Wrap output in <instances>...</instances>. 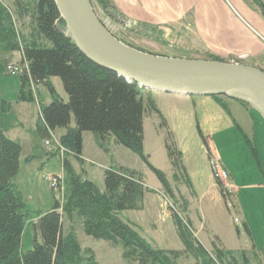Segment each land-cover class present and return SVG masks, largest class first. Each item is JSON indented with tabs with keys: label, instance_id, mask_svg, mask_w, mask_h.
Segmentation results:
<instances>
[{
	"label": "trees",
	"instance_id": "16d2710c",
	"mask_svg": "<svg viewBox=\"0 0 264 264\" xmlns=\"http://www.w3.org/2000/svg\"><path fill=\"white\" fill-rule=\"evenodd\" d=\"M244 1L255 7L264 20V0ZM89 3L91 8L94 3L115 18L111 0H89ZM12 5L10 8L0 1V53L21 55L17 102L36 101L32 88L37 85L48 88L52 100L40 107L36 134L42 141H48L62 132L58 143L66 152L60 156L61 179L56 185V190L62 192L61 201H54L50 211L37 218L32 225L31 250L21 253L24 204L15 196L11 184L19 170L21 148L0 131V264H99L92 250L82 249L71 233H63L64 219L72 220L74 216L81 220L86 237L119 245L122 259L132 264H177L181 255L190 257L195 264H237L238 252L226 250L218 239L211 241L210 250H206L194 236L190 223L174 208L171 218L181 251L150 246L133 226L120 220L119 213L139 211L143 207L145 187L139 173L119 166L109 167L103 172L101 192L82 172L74 169L72 162H82V135L89 133L104 153H108V142L112 140L116 146L138 156L166 194L173 196L165 175L151 166L142 152L144 116L155 113L165 126L155 103L148 94L144 98L145 90L80 54L66 35L53 0H13ZM50 78L60 80L66 102L55 95L48 83ZM203 142L206 145L204 139ZM164 146L171 167L174 171L182 170L180 154L170 137ZM250 150L256 154L253 147ZM207 155L208 158L211 155L209 148ZM215 183L225 199L221 183ZM250 255L253 259L258 257L254 250ZM247 261V257L241 259L242 264Z\"/></svg>",
	"mask_w": 264,
	"mask_h": 264
},
{
	"label": "rangeland",
	"instance_id": "374dc122",
	"mask_svg": "<svg viewBox=\"0 0 264 264\" xmlns=\"http://www.w3.org/2000/svg\"><path fill=\"white\" fill-rule=\"evenodd\" d=\"M0 1L10 8L13 6V0ZM91 4L104 29L114 39L133 50H142L143 52H138L144 54H146L145 52L155 53V51L159 52L156 49L159 46L153 44L152 41L157 40L158 42L159 39L162 44L171 42L163 37H157V39L146 27L143 28L135 23L117 18L111 12L115 17L112 19L96 4ZM16 26L18 29L20 28L17 23ZM193 38V32H184L182 43L188 44ZM173 42L176 43V41ZM198 54H202V56H190H193L192 59L200 58L204 61L217 59L208 51H201ZM177 55L182 56L180 58H185L189 53L188 55L186 53ZM151 56L171 59L166 55ZM0 59H8L0 66V70L4 71L3 74L1 72L0 77L4 75L3 77L6 79L19 84V73L11 74V72L14 67L20 69V54L18 52L0 53ZM234 61L229 64L246 66L241 60L234 59ZM48 83L54 89L55 95L66 102L67 96L60 80L50 78ZM8 88L11 89L9 84L6 85L5 91H8ZM33 91L37 99L32 102L30 108L26 106L29 111L21 115L14 106H11V110L7 111L6 106L3 105L4 111L1 113H4L5 116H0V123L11 128L9 131L1 132L21 148L19 170L11 182L15 196L20 198L24 204L21 253L31 250L32 225L36 222L37 217L49 212L55 198L58 199V202L62 198V192L52 191L50 183L47 182V177L61 175L60 154L55 144L47 147L44 144L45 141L37 136L35 130L40 107L49 104L52 97L48 88L43 85H37ZM26 93H28V89ZM146 93L145 90L144 98ZM149 94L154 95L156 99L154 92L149 91ZM216 98L220 101L213 97H187L188 100L180 98L172 102H157V110L164 120L165 126H162V120L155 113L146 114L143 118V155L147 157L151 166L165 175L173 194L172 197L162 189L147 165L138 156L121 146H116L110 156H104L102 163L95 160L94 162L86 161V170L89 172L88 180L93 182L101 192L104 190L102 178L106 168L119 166L141 175L145 187L142 209L121 212L118 216L120 220L133 226L140 237L154 248L163 251L181 249L171 218L172 208L185 222L189 219L193 227L201 231L197 236L200 244L205 242L206 235H211L212 238L215 236L214 239L218 237L230 249L236 247L237 241L242 246L245 234L240 222L248 219L254 226L255 237L260 239L264 246V142L259 140L258 133L256 135L258 139L253 138L251 134V131H264V122L257 113L239 101L225 97ZM189 99L194 100V106ZM18 117L21 119L19 120ZM16 118L17 121H20L19 124L16 122ZM73 125V119H71V126ZM61 133L57 132L54 135L57 141ZM244 136L251 144L250 147L255 149L257 157L251 152ZM168 137L180 154L183 171L181 169L174 171L169 163L164 146ZM82 141L86 152L94 156V137L89 133H83ZM206 146L211 152L209 158H214L231 177H229V184L233 190L229 199L222 198L218 191L215 183L217 179L211 171ZM63 150V154H65L66 150ZM98 164L104 167H100ZM236 222L239 224L237 225ZM63 233H71L81 248L92 250L95 260L99 264H132L122 259V250L119 245L86 237L82 232L81 220L76 216L72 220L64 219ZM208 250H210L209 246ZM240 254H244V256H240ZM246 257L248 260L246 264H264V257L253 259L252 255L247 252L239 251L236 254L237 264H242L241 259L244 260ZM177 264H195V262L190 257L181 255Z\"/></svg>",
	"mask_w": 264,
	"mask_h": 264
},
{
	"label": "crops",
	"instance_id": "0c3cea01",
	"mask_svg": "<svg viewBox=\"0 0 264 264\" xmlns=\"http://www.w3.org/2000/svg\"><path fill=\"white\" fill-rule=\"evenodd\" d=\"M111 1L114 7V16L135 23L143 28L146 27L156 38L163 37L165 40L171 41L168 44H162L158 38V42L157 40L152 41L153 44L159 46L156 48L159 52H145L148 55H166L170 56L171 59L191 60L193 56L190 55L202 56V54L198 53L201 51H208L214 58L226 61L224 63H233L235 62L234 59L242 61L243 58L244 60L242 63L244 65L254 67L258 70H264V20L261 18L258 10L244 0ZM184 32H193L194 38L189 41L188 44L182 43ZM173 41H176V43ZM138 51L143 52L142 50ZM178 53H186L187 55L189 53V55L185 58H180L182 56H178ZM192 60H200V58ZM6 61H8V59H0V66ZM20 62L21 55L19 63ZM245 62L248 63L246 64ZM1 72L2 70H0V75ZM3 73L4 71L2 74ZM3 76L0 77V116H5L4 113H1V111H4L2 109L3 105L6 106L5 108L7 111H10L11 106H14V108H17L18 113L23 115V113L29 111V106L32 105V103L17 102V96L21 88L20 82L17 84L15 81H10ZM7 84L11 86V89L8 88V91H5ZM25 91H27V88ZM147 93L156 107L158 105L157 102H172L180 98H183L182 100H188L187 97L154 92L156 94L155 99L154 95L149 94V91H147ZM189 100L192 106H194V100ZM18 119L20 120L21 118L18 117ZM18 119L16 118V122L19 124L20 121H17ZM9 128L10 127H7V125L0 123V131H9ZM257 133L260 135V137H258L259 140L264 142V131H251L253 138H256ZM93 146L95 148L93 151L94 156L86 152L82 141V162H72L74 169L77 172H82L86 179L89 177V172L86 170V161L94 162L95 160L98 163H102L103 157L110 156L111 152L113 153L116 149V145L112 140L108 142V153H104L98 147L95 139L93 141ZM255 155L257 157V154ZM99 166L104 167L101 165ZM54 201H58V199L55 198ZM188 222L198 241L197 236L201 231H199V229L196 230L189 219ZM240 223L245 234V240H242L243 247L240 246L239 241H237L236 247L230 249L226 247L218 237L216 238L226 250L247 252L248 254H251L252 250H254L258 257H264V255L260 254L262 253L261 251H264V246L261 240L255 237L254 226L251 225L248 219ZM237 233L239 234L238 231ZM213 237L215 238V236ZM214 238H212L211 235H206L205 242H202L203 244L201 245L208 250V246L210 247V243ZM178 250L181 251L182 247Z\"/></svg>",
	"mask_w": 264,
	"mask_h": 264
},
{
	"label": "water",
	"instance_id": "95a60500",
	"mask_svg": "<svg viewBox=\"0 0 264 264\" xmlns=\"http://www.w3.org/2000/svg\"><path fill=\"white\" fill-rule=\"evenodd\" d=\"M66 35L93 64L140 89L181 97H225L245 103L264 122V72L204 60L147 55L114 39L94 14L89 0H53Z\"/></svg>",
	"mask_w": 264,
	"mask_h": 264
},
{
	"label": "built area",
	"instance_id": "2783aa9c",
	"mask_svg": "<svg viewBox=\"0 0 264 264\" xmlns=\"http://www.w3.org/2000/svg\"><path fill=\"white\" fill-rule=\"evenodd\" d=\"M19 72H20V69L14 67L12 69L11 74H15V73L17 74ZM33 89H34V87L32 88V90ZM44 144L47 147L50 146L51 144H53V145L55 144V147H56L57 151L59 152V154H63V152H64V150L58 145V141L55 139V137L53 135L51 136V139L48 141H45ZM209 165L211 167V171L213 172L215 179H217V181L221 183L224 196L227 199H229L230 195L232 193L233 187L229 184L228 173L224 169L221 168V166L217 163V161L214 158H209ZM60 177H61V175L47 177V182L50 183L51 189L56 190L57 181H58V179H61ZM236 224H237V222H236Z\"/></svg>",
	"mask_w": 264,
	"mask_h": 264
},
{
	"label": "bare ground",
	"instance_id": "6f19581e",
	"mask_svg": "<svg viewBox=\"0 0 264 264\" xmlns=\"http://www.w3.org/2000/svg\"><path fill=\"white\" fill-rule=\"evenodd\" d=\"M62 154H60V156H61Z\"/></svg>",
	"mask_w": 264,
	"mask_h": 264
}]
</instances>
